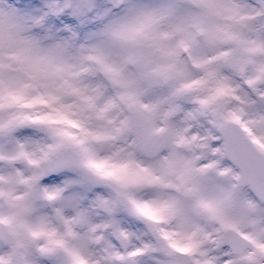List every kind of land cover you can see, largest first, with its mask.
I'll list each match as a JSON object with an SVG mask.
<instances>
[{
  "label": "snow or ice",
  "instance_id": "6c2138e0",
  "mask_svg": "<svg viewBox=\"0 0 264 264\" xmlns=\"http://www.w3.org/2000/svg\"><path fill=\"white\" fill-rule=\"evenodd\" d=\"M0 264H264V0H0Z\"/></svg>",
  "mask_w": 264,
  "mask_h": 264
}]
</instances>
